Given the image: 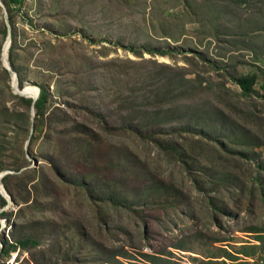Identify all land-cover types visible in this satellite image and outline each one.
<instances>
[{
  "label": "rangeland",
  "instance_id": "374dc122",
  "mask_svg": "<svg viewBox=\"0 0 264 264\" xmlns=\"http://www.w3.org/2000/svg\"><path fill=\"white\" fill-rule=\"evenodd\" d=\"M12 12L24 86L47 83L74 121L73 133L34 131L27 154L32 106L12 94L1 48L0 172L24 157L36 171L10 179L18 200L0 241H38L2 261L264 264V0H27ZM5 25L1 9L3 46ZM253 72L246 96L235 78ZM96 94L114 130L165 138L103 135ZM47 176L44 193L33 183Z\"/></svg>",
  "mask_w": 264,
  "mask_h": 264
},
{
  "label": "trees",
  "instance_id": "16d2710c",
  "mask_svg": "<svg viewBox=\"0 0 264 264\" xmlns=\"http://www.w3.org/2000/svg\"><path fill=\"white\" fill-rule=\"evenodd\" d=\"M7 9H8V13H9V19L11 24L14 23L13 20V12H12V8L13 7H18L21 8L25 2L27 0H3ZM3 9L2 6L0 5V10ZM29 23H33L32 20H30ZM50 33H52L51 31V27L47 28ZM45 31V30H43ZM4 33L7 37L8 35V28L5 25L4 26ZM61 40V39H58ZM55 46V45H54ZM1 48H3V45H0V53H1ZM53 49V48H51ZM134 50V49H133ZM151 51V50H149ZM137 53L141 54V52H138L136 50ZM152 52V51H151ZM8 57H9V61L10 64L12 66V68L14 70H16L18 72L19 75V86L21 88H24V82L26 81V75L21 71V69L18 67V55L16 52V34L15 32L12 34V43L9 47V51H8ZM4 72L6 73V75L8 76V78H12L11 77V73L4 67L3 68ZM258 79V74L256 72L253 73H247V74H240L235 78V83L236 85H238L241 90L242 93L246 96L251 95L254 91H255V84L257 82ZM40 91H39V95L37 97V99L35 100L34 103V108H35V131L38 133L35 137L38 138L40 136V134L43 131L47 132V139L50 138L52 136V134L57 133V131H59L60 133L63 134H69V133H73V130H68V127L72 124L71 121H74V118L71 117L69 115V113L67 111H65L63 109L62 106H57L53 104L52 99H53V95L50 91L49 86H47V83L45 82H40L38 85ZM37 87V88H38ZM15 97L19 98L20 100L24 101L26 103V105L28 106V108H31L32 103H33V99L31 97H26V96H21L18 94H14L12 93ZM61 95V94H60ZM67 103H69L66 100ZM89 105L92 107V111L95 113L92 114L91 119H94V121H96L95 125H97L96 127L101 131V133L105 136L111 137V138H115L118 137L117 135L121 136V139H125V141H127V138H131V137H135V138H142V137H149L151 140L154 141H158L161 138V135L163 134V128H159L158 129H148L147 132H143V130H141L140 128L137 129H132L129 127L123 128L122 133H120V130H114L117 129L115 127L112 126L111 123L108 122L107 117L108 118H112L113 117V112H111V109L104 104V100L101 96V94H96V95H92V97L90 98V100L88 101ZM164 102H161V104H164ZM52 106L55 107L52 109ZM77 107H82V101L79 102L77 104ZM120 112V110H118ZM55 112H57L58 116H59V120L57 122H52V118L49 119L48 121L46 120V115H50V114H55ZM89 117V116H87ZM51 121V122H50ZM83 121H88L83 120ZM90 121V120H89ZM79 123L78 120H76V124ZM81 123V122H80ZM156 127V126H153ZM131 130H128V129ZM74 129H76L74 127ZM79 131V128L77 129V132ZM163 141V140H162ZM172 150V149H171ZM25 157L23 158V161L25 163H21L20 165L13 167L14 170L20 171L23 167H27L29 164L26 163L25 161ZM52 164V170L55 171L57 178L56 181H60V179H65L67 177L66 171L64 170V168L61 166V164L58 161H50ZM58 164H57V163ZM36 171V168H26L24 169L22 172L20 173H8L6 175H4L2 177V183L5 187V189L7 190V192L9 194L12 195L13 199L16 201L18 200V198L14 195V190L11 186V178H17V179H24L26 178L28 175H30L32 173V171ZM50 177H41V182L39 179H37L36 181H34L33 185L34 187H39L42 184H45L42 187V190L45 192L49 191L48 188V184H50L52 181H49ZM68 181L70 180V178L67 179ZM28 180L26 181V184H28ZM43 195V194H42ZM8 203V200L5 196H3L0 193V208L2 209L6 204ZM6 212L3 210L0 212V217H6ZM2 224H1V220H0V228H1ZM38 243V241L36 239L30 238V237H25V238H18L16 241H12L9 242L7 240V238H5L4 236H2V241H0V264H6L5 262L2 261L3 256H9L10 253L12 251H17V249H23V248H27L30 245H36Z\"/></svg>",
  "mask_w": 264,
  "mask_h": 264
},
{
  "label": "water",
  "instance_id": "95a60500",
  "mask_svg": "<svg viewBox=\"0 0 264 264\" xmlns=\"http://www.w3.org/2000/svg\"><path fill=\"white\" fill-rule=\"evenodd\" d=\"M0 5L2 6L3 8V12H4V17H5V21H6V24H7V27H8V36H7V40L5 42V44L8 42L9 43V47L12 43V27H11V22H10V19H9V16H8V11H7V7L4 3L3 0H0ZM5 44L3 46V52H2V62H3V65L4 67L11 73V77H12V87H13V92L15 94H19L21 96H26V97H31L33 99V103H32V125H31V131H30V135H29V138L27 139L26 141V145H25V149L27 151V154L29 152V146H30V143H31V139H32V136L34 134V131H35V127H34V124H35V108H34V103H35V100L37 99L38 95H39V87H38V93H37V96H32L30 94H27L23 91V88H21L19 86V82H20V79H19V75H18V72L16 70H14L10 64V61H9V57H8V53H7V57L5 58V55H4V48H5ZM38 163L37 159H34L33 160V165L36 166ZM27 167H23L20 171H16V170H13V169H8V170H4L2 172H0V193L5 196L8 200V203L2 208L0 209V212L3 211V210H6L8 209L11 204L14 202L13 200V197L11 194H9L7 192V190L5 189L3 183H2V177L8 173H18V172H21L22 170L26 169Z\"/></svg>",
  "mask_w": 264,
  "mask_h": 264
},
{
  "label": "bare ground",
  "instance_id": "6f19581e",
  "mask_svg": "<svg viewBox=\"0 0 264 264\" xmlns=\"http://www.w3.org/2000/svg\"><path fill=\"white\" fill-rule=\"evenodd\" d=\"M9 51V43L7 42L6 45H5V48H4V55H5V58L7 57V53ZM23 91L27 94H30L32 96H37V93H38V89H35V88H29V86L27 87H24L23 88Z\"/></svg>",
  "mask_w": 264,
  "mask_h": 264
}]
</instances>
